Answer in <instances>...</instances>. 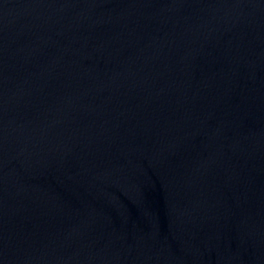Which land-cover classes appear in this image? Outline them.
Masks as SVG:
<instances>
[{
    "label": "water",
    "instance_id": "obj_1",
    "mask_svg": "<svg viewBox=\"0 0 264 264\" xmlns=\"http://www.w3.org/2000/svg\"><path fill=\"white\" fill-rule=\"evenodd\" d=\"M0 181L120 264H264V0H0Z\"/></svg>",
    "mask_w": 264,
    "mask_h": 264
}]
</instances>
